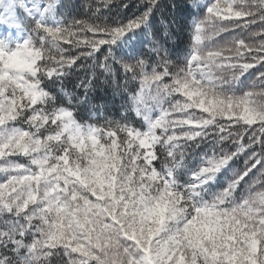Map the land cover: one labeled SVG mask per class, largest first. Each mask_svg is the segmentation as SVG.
Returning <instances> with one entry per match:
<instances>
[{
	"label": "snow or ice",
	"instance_id": "obj_1",
	"mask_svg": "<svg viewBox=\"0 0 264 264\" xmlns=\"http://www.w3.org/2000/svg\"><path fill=\"white\" fill-rule=\"evenodd\" d=\"M0 264H264V0H0Z\"/></svg>",
	"mask_w": 264,
	"mask_h": 264
}]
</instances>
